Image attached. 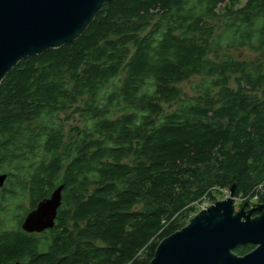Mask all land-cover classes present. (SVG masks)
Returning a JSON list of instances; mask_svg holds the SVG:
<instances>
[{
	"label": "trees",
	"instance_id": "16d2710c",
	"mask_svg": "<svg viewBox=\"0 0 264 264\" xmlns=\"http://www.w3.org/2000/svg\"><path fill=\"white\" fill-rule=\"evenodd\" d=\"M2 174L0 264H150L216 192L264 202V0L104 5L1 82ZM60 185L55 228L24 232Z\"/></svg>",
	"mask_w": 264,
	"mask_h": 264
},
{
	"label": "water",
	"instance_id": "95a60500",
	"mask_svg": "<svg viewBox=\"0 0 264 264\" xmlns=\"http://www.w3.org/2000/svg\"><path fill=\"white\" fill-rule=\"evenodd\" d=\"M113 0H0V85L20 61L73 43ZM0 175V189L7 181ZM64 186L44 198L21 224L28 234L55 228ZM209 206L162 240L150 264H264V205L236 211L235 193ZM253 213L258 217L251 218ZM256 248L241 256L239 246ZM19 264V263H16Z\"/></svg>",
	"mask_w": 264,
	"mask_h": 264
},
{
	"label": "rangeland",
	"instance_id": "374dc122",
	"mask_svg": "<svg viewBox=\"0 0 264 264\" xmlns=\"http://www.w3.org/2000/svg\"><path fill=\"white\" fill-rule=\"evenodd\" d=\"M190 86H191V83H184V84H182V87H183V89L186 91V92H188V93H190L189 91H190ZM215 194V193H214ZM227 194L228 193H226V192H223V191H221V192H216V198H217V201H222L223 199H226V197H227ZM23 202H26L25 200L23 201ZM17 203H19L18 201H17ZM256 203V202H255ZM26 205H27V202L25 203ZM206 204H210V203H207V202H200V203H198L197 205H196V207H197V210L195 211V214H194V217L195 216H197V214L198 213H200L201 211H203V209L205 208L204 206L206 205ZM207 206V205H206ZM235 206H236V211H239L240 209H241V207H243L244 205H243V202H242V200H236L235 201ZM193 217V218H194ZM16 219L17 218H11L10 216H8V217H3V216H1L0 215V225L2 226V228H12V227H14L15 225H16V223H17V221H16ZM190 221H191V219H190ZM190 221L188 222V224L190 223ZM1 226H0V228H1ZM1 228V229H2Z\"/></svg>",
	"mask_w": 264,
	"mask_h": 264
},
{
	"label": "flooded vegetation",
	"instance_id": "af4514ba",
	"mask_svg": "<svg viewBox=\"0 0 264 264\" xmlns=\"http://www.w3.org/2000/svg\"><path fill=\"white\" fill-rule=\"evenodd\" d=\"M3 189V188H2ZM2 189H0V191L2 190ZM257 205H264V202H260V203H254V204H249L248 205V207H247V212L248 213H250ZM33 210V209H32ZM31 212V211H30ZM27 216V215H26ZM26 216H25V218H26ZM256 217H258V214H256V213H253L252 215H251V218H256ZM24 218V219H25ZM24 219H23V221H24ZM22 221V222H23ZM22 222H21V224H22ZM21 224H20V227H21ZM21 229H22V227H21ZM23 230V229H22ZM33 234H36V233H33ZM41 235V234H40ZM252 245V244H251ZM252 246H254V245H252ZM256 247L254 246V249H255ZM253 249V250H254ZM252 251V250H251Z\"/></svg>",
	"mask_w": 264,
	"mask_h": 264
},
{
	"label": "built area",
	"instance_id": "2783aa9c",
	"mask_svg": "<svg viewBox=\"0 0 264 264\" xmlns=\"http://www.w3.org/2000/svg\"><path fill=\"white\" fill-rule=\"evenodd\" d=\"M223 192H225V191H223ZM226 193H227V192H226ZM230 195H231V194L228 193V194H227V197H229ZM227 197H226V198H227ZM236 200H237V199H236ZM206 205H207V206H206ZM206 205L204 206L205 208H204L203 210H207V209H209V206H211L212 204H209V205L206 204Z\"/></svg>",
	"mask_w": 264,
	"mask_h": 264
}]
</instances>
